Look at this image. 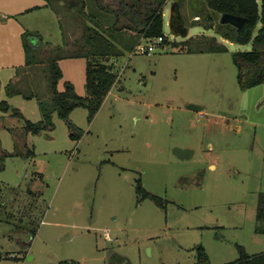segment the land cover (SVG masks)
Instances as JSON below:
<instances>
[{
	"label": "rangeland",
	"instance_id": "374dc122",
	"mask_svg": "<svg viewBox=\"0 0 264 264\" xmlns=\"http://www.w3.org/2000/svg\"><path fill=\"white\" fill-rule=\"evenodd\" d=\"M82 1L83 12L79 0H71L75 9L63 1L51 6L50 0H0V264H195L198 246L211 264L236 262L237 246L250 256L263 254L264 235L255 229L264 193V84L242 91L232 61L233 53L252 45L228 43L223 54L181 51L173 44L186 39L169 29L172 0L163 13L167 44L144 55L138 47L150 40L137 34L133 52L98 59L118 81L91 123L85 108L70 115L80 140L70 138L56 113L54 130L25 133L26 121L43 120L39 102L51 105L48 54L71 56L83 50L86 28L102 31L114 22L118 0ZM139 1L135 9L144 16L149 0ZM118 22L135 28L123 16ZM216 32L198 26L189 37L221 41ZM24 43L46 50L41 64L26 66ZM86 63L61 60L58 91L69 83L86 97ZM17 89L22 95L9 94ZM176 148L194 155L180 160ZM28 150L34 157H23ZM139 180L163 207L140 201ZM36 227L24 244L21 233Z\"/></svg>",
	"mask_w": 264,
	"mask_h": 264
},
{
	"label": "trees",
	"instance_id": "16d2710c",
	"mask_svg": "<svg viewBox=\"0 0 264 264\" xmlns=\"http://www.w3.org/2000/svg\"><path fill=\"white\" fill-rule=\"evenodd\" d=\"M63 1L67 9H75L76 4L71 0H50L52 3ZM168 0H149L146 6L144 16L137 15L135 6L129 5L125 0H118V10H113L114 22L110 28H103L102 31L98 28L88 27L85 29L83 50L74 52L71 56L61 55L57 53L54 56L42 52V46L30 49L27 43H24L26 52V66L32 64H41L43 61L40 58L41 54L46 57L47 73L51 91V105L49 108L39 102L43 112V120L38 123L25 122L24 131L26 134L39 135L43 131L54 130L52 122L53 114L68 124L70 138L78 141L82 137V132H77V128L70 121V115L78 108H85L88 112V122L91 123L97 113L100 111L109 92L117 83L118 77L112 72V69L103 61L109 57H120L124 52L134 51L135 35H142L147 40L163 38L162 44H167L168 39L164 34V6ZM79 11H84V3L82 0ZM139 3V4H138ZM181 10L185 11L184 20L189 28L214 24L216 34L223 40L239 45H252L251 51L235 52L232 54V61L238 71V85L242 91H247L264 84V0H180ZM78 5V4H77ZM45 7V6H44ZM65 7V8H66ZM39 8H33V11ZM78 9V8H77ZM28 11V12H29ZM79 12V13H80ZM81 14V13H80ZM230 14L246 19V23L241 29H237L230 24L220 23L222 15ZM123 16L128 22L134 25H123L119 27V17ZM134 31V36L124 37L125 31ZM123 34V36H121ZM31 35V34H30ZM118 35V36H117ZM122 37V38H121ZM124 38V39H123ZM42 41V39H41ZM133 43L129 45V43ZM174 47L182 46L181 51L187 54H223L228 52L226 44L217 40L214 36H195L188 37L182 43H174ZM48 48L49 45L47 44ZM36 57L37 60L35 61ZM67 58H84L86 59L87 79L86 92L87 96H79L75 87L72 84L66 83L65 90L58 91V85L63 79V73L59 62ZM102 59V62H99ZM10 95H22V92L12 90ZM24 98L33 99L24 95ZM1 109L8 111L10 106L6 102H2ZM13 116L22 118L17 110H13ZM79 130V129H78ZM13 156L12 154L3 153V158ZM20 157L21 155H16ZM23 157L32 158L34 152L28 150V153ZM4 167L0 169V172ZM136 192L139 195L140 201L150 199L157 206L163 207L162 199L147 192L141 183L138 181ZM257 226L255 232L264 235V193L259 195L257 215ZM37 232V227L30 230L29 233L34 238ZM239 250V259L231 264H264V253L256 256H250L243 247L237 246ZM197 261L195 264H211L208 254L202 246L196 248ZM1 259V256H0ZM59 264H76L75 262H60Z\"/></svg>",
	"mask_w": 264,
	"mask_h": 264
},
{
	"label": "water",
	"instance_id": "95a60500",
	"mask_svg": "<svg viewBox=\"0 0 264 264\" xmlns=\"http://www.w3.org/2000/svg\"><path fill=\"white\" fill-rule=\"evenodd\" d=\"M220 23L230 24L237 29H241L245 25L246 19L239 16L224 14L220 19ZM214 26V24L205 25L204 30L209 31L213 29ZM169 29L170 34L176 38L187 39L189 37L190 28L187 27L185 23L184 16L181 10L180 0H172V3L170 4ZM188 109L198 112L202 110V108L194 105H189ZM173 153L180 160H190L194 155V152L192 150H183L179 148L174 149ZM19 239H21L24 244L29 245L33 237L30 233H21Z\"/></svg>",
	"mask_w": 264,
	"mask_h": 264
},
{
	"label": "built area",
	"instance_id": "2783aa9c",
	"mask_svg": "<svg viewBox=\"0 0 264 264\" xmlns=\"http://www.w3.org/2000/svg\"><path fill=\"white\" fill-rule=\"evenodd\" d=\"M162 43H163V38L160 37V38L150 40L147 46H145V47L140 46V47H138V49H139L140 53H142L144 55H150L154 51L155 46L162 44ZM103 236H104L105 240L110 241L111 240L110 230L109 229L104 230Z\"/></svg>",
	"mask_w": 264,
	"mask_h": 264
},
{
	"label": "crops",
	"instance_id": "0c3cea01",
	"mask_svg": "<svg viewBox=\"0 0 264 264\" xmlns=\"http://www.w3.org/2000/svg\"><path fill=\"white\" fill-rule=\"evenodd\" d=\"M221 42H223L224 44L230 43V42H227V41L223 40L222 38H221Z\"/></svg>",
	"mask_w": 264,
	"mask_h": 264
}]
</instances>
